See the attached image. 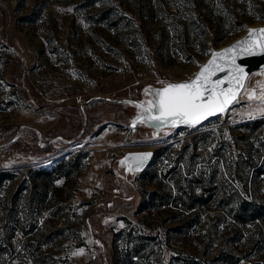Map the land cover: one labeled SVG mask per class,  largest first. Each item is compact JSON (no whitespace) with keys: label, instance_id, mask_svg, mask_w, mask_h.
<instances>
[{"label":"rangeland","instance_id":"obj_1","mask_svg":"<svg viewBox=\"0 0 264 264\" xmlns=\"http://www.w3.org/2000/svg\"><path fill=\"white\" fill-rule=\"evenodd\" d=\"M259 23L264 0H0V264H264L259 100L128 130Z\"/></svg>","mask_w":264,"mask_h":264},{"label":"snow or ice","instance_id":"obj_2","mask_svg":"<svg viewBox=\"0 0 264 264\" xmlns=\"http://www.w3.org/2000/svg\"><path fill=\"white\" fill-rule=\"evenodd\" d=\"M248 31L247 40L223 52L212 53V58L190 81L167 84L162 89L151 91L153 99L147 101V107L137 105L143 107V119L157 122L155 126L158 129L178 125L195 127L209 117L225 113L233 104H239L241 96L247 97L249 101L259 100L260 112L264 115V92L257 97L255 90L249 91L246 87L248 74L236 62L241 54L264 55V29ZM219 73L226 75L220 79L215 78ZM140 119L141 117H137V120ZM147 156L148 154H144L136 158L140 161L137 170Z\"/></svg>","mask_w":264,"mask_h":264},{"label":"water","instance_id":"obj_3","mask_svg":"<svg viewBox=\"0 0 264 264\" xmlns=\"http://www.w3.org/2000/svg\"><path fill=\"white\" fill-rule=\"evenodd\" d=\"M249 29H255V30H260V29H264V23H259V24H255V25H249L242 33H240L238 36L234 37L233 39H231L230 41L218 46V47H214L209 53L208 55L205 57V59L202 61V63L199 65V67L195 70V72L187 79L185 80H180V81H173V82H169L164 84L160 89L164 88L167 84H177V83H183V82H187L190 81L191 79H193L196 74L201 70L202 66L207 64L208 61L212 58V53L216 52V53H220L223 52L225 49L231 48L235 45H237L239 42L247 40L249 38ZM244 70L247 74L250 73V71L263 67L264 66V55H254V56H246V55H239L237 57V61H236ZM226 75V73H219L217 75V79L223 78ZM227 86V85H225ZM136 103L143 105L144 107H147L146 104H142L136 100H133ZM145 113L144 111L139 113L134 119H132L129 122V127L128 130H130L133 127V123L139 120H137V117H141V119H143ZM213 117V116H212ZM211 118V117H209ZM140 119V120H141ZM144 154H148L147 159L142 161V166L139 168V170H141L144 166H146L149 161L151 160V157L153 155V150L149 149V148H144V149H137V150H132L130 152H127V156L130 160L131 163V170H135L137 171V164L140 163V161H138L136 158L137 157H142ZM138 170V171H139Z\"/></svg>","mask_w":264,"mask_h":264},{"label":"built area","instance_id":"obj_4","mask_svg":"<svg viewBox=\"0 0 264 264\" xmlns=\"http://www.w3.org/2000/svg\"><path fill=\"white\" fill-rule=\"evenodd\" d=\"M22 234H23L22 230L21 229H17L14 232L13 238L17 240L18 238H21Z\"/></svg>","mask_w":264,"mask_h":264}]
</instances>
